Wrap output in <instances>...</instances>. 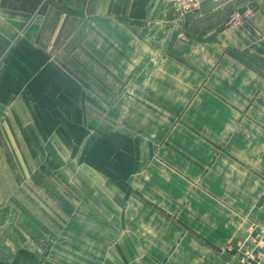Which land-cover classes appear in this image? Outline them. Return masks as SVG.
Returning <instances> with one entry per match:
<instances>
[{"label": "crops", "instance_id": "1", "mask_svg": "<svg viewBox=\"0 0 264 264\" xmlns=\"http://www.w3.org/2000/svg\"><path fill=\"white\" fill-rule=\"evenodd\" d=\"M225 1L250 18L195 40L170 0H150L141 25L112 0H0V126L14 117L36 158L56 127L82 140L83 195L103 223L101 259L84 264H238L263 221L264 0ZM75 19L67 50L56 36ZM12 188L0 144V205Z\"/></svg>", "mask_w": 264, "mask_h": 264}, {"label": "rangeland", "instance_id": "2", "mask_svg": "<svg viewBox=\"0 0 264 264\" xmlns=\"http://www.w3.org/2000/svg\"><path fill=\"white\" fill-rule=\"evenodd\" d=\"M231 4L210 0L186 13L170 0L167 17L175 20V31L182 38L212 39L215 34L207 29L220 28L226 18L224 25H229ZM79 8H75L77 13ZM64 26L59 35L54 34L69 50L79 43L84 20L64 22ZM3 49L0 43L1 52ZM89 79L99 90V82ZM56 132L44 140L36 158L14 117L0 126V144L13 175L11 200L0 205V264H84L101 259L96 231L103 230L97 217L102 208L91 204L82 190L84 144L82 140L69 142L66 127H56ZM95 148L100 149L99 142ZM114 164V159H103L109 171Z\"/></svg>", "mask_w": 264, "mask_h": 264}, {"label": "built area", "instance_id": "3", "mask_svg": "<svg viewBox=\"0 0 264 264\" xmlns=\"http://www.w3.org/2000/svg\"><path fill=\"white\" fill-rule=\"evenodd\" d=\"M177 8L182 12H192L199 9L204 0H174ZM250 13L240 15L235 13L228 19L229 26H237L243 20L249 19ZM239 253L238 264H264V219L253 222L246 237L236 247Z\"/></svg>", "mask_w": 264, "mask_h": 264}, {"label": "trees", "instance_id": "4", "mask_svg": "<svg viewBox=\"0 0 264 264\" xmlns=\"http://www.w3.org/2000/svg\"><path fill=\"white\" fill-rule=\"evenodd\" d=\"M208 1L210 0H204L202 4ZM149 2L150 0H112L110 13L121 22L141 25L146 18Z\"/></svg>", "mask_w": 264, "mask_h": 264}]
</instances>
